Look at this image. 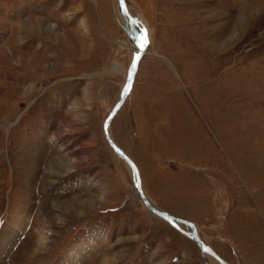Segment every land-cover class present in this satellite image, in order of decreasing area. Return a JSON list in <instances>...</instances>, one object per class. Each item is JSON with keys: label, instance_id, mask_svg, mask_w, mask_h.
<instances>
[{"label": "rangeland", "instance_id": "rangeland-1", "mask_svg": "<svg viewBox=\"0 0 264 264\" xmlns=\"http://www.w3.org/2000/svg\"><path fill=\"white\" fill-rule=\"evenodd\" d=\"M127 1L147 53L111 139L156 209L264 264V0ZM117 7L0 0V264H219L129 196L104 138L135 58Z\"/></svg>", "mask_w": 264, "mask_h": 264}, {"label": "water", "instance_id": "water-1", "mask_svg": "<svg viewBox=\"0 0 264 264\" xmlns=\"http://www.w3.org/2000/svg\"><path fill=\"white\" fill-rule=\"evenodd\" d=\"M119 5H120L121 9L123 10L124 15L129 22L130 29H131V32L133 33L134 38L140 44L141 43V36L139 34H136L133 31V26L137 23V20L135 18H133L127 12L126 4H125L124 0H119ZM145 32L146 31H144L143 34H145ZM146 35H147V32H146ZM133 36H130V37L132 38ZM146 47H147V43L142 48L139 46V53L137 54V56L135 57V59L133 60V62L131 64V67H130L128 75H127V80H126L125 85L123 87L121 97L118 100L117 104L112 109V111L109 113L108 117L106 118V120L104 122V125H103L104 138H105L106 142L108 143L109 147L114 152V154L119 156L120 158H122L123 161L130 168V170L135 174V176H136L135 190L137 191L138 197L141 200V202L145 205V207L151 213H153L155 216H157L158 218H160L161 220H163L164 222L169 224L171 227H173V228L177 229L178 231H180L181 233H183L186 237H188L191 241H193L205 254H207L210 257H212L213 259H215L219 264H229V263L225 262L224 260H222L211 248L207 247L205 244H203L199 240V237L197 236V233L195 231L193 224H191L187 221L177 219V218H175V217H173L167 213L161 212V211L155 209L147 201V199L145 198L143 191L141 189L140 175H139V171H138L136 164L131 160V158L125 152H123L115 144V142L111 139V137L109 135V125H110L112 119L114 118V116L116 115V113L122 107L123 103L125 102L126 98L128 97V95L130 93V90H131L132 85H133V80H134V77H135L136 72H137L138 64H139L142 56L144 55V51H145ZM137 57H138V59H137ZM178 223H181V224L185 225L186 227H188L190 229V232H187V231L180 229L178 226Z\"/></svg>", "mask_w": 264, "mask_h": 264}, {"label": "bare ground", "instance_id": "bare-ground-1", "mask_svg": "<svg viewBox=\"0 0 264 264\" xmlns=\"http://www.w3.org/2000/svg\"><path fill=\"white\" fill-rule=\"evenodd\" d=\"M117 1V12H118V14H119V16L121 17V19H122V24H123V27H124V29L127 31V33H129V36H133V33L131 32V29H130V25H129V22H128V20H127V18L125 17V15H124V12H123V10L121 9V7H120V5H119V0H116ZM125 1V4H126V9H127V12L129 13V4H128V1L127 0H124ZM130 14V13H129ZM131 15V14H130ZM137 20V19H136ZM237 26H238V24H236V26H235V29H234V31H233V33L228 37V40H230V39H232L233 38V35L238 31V28H237ZM133 31L136 33V34H139L141 37L144 35L143 33H144V31H146L147 32V29L145 28V26L141 23V22H139L138 20H137V23L133 26ZM147 37H148V33H147ZM227 41V40H226ZM132 42H133V44H135V48H134V55H135V57L137 56V54L139 53V43L136 41V39L134 38V36L132 37ZM137 43V45H136V43ZM147 43V42H146ZM122 46L124 45V44H122V42L120 43ZM145 53H147V51L145 50L144 51V55H146ZM143 55V56H144ZM142 56V57H143ZM135 59V58H134ZM142 59V58H141ZM141 61V60H140ZM140 63V62H139ZM138 66H139V64H138ZM131 67V66H130ZM138 69V68H137ZM137 73V72H136ZM135 78V77H134ZM133 82H134V80H133ZM133 86V85H132ZM131 90H132V88H131ZM131 90H130V92H131ZM130 94V93H129ZM129 96V95H128ZM132 160V159H131ZM62 160H60V159H55V160H53L50 164H49V167H48V172H49V174H54V175H57V174H59V172H60V169H62V166H63V161L61 162ZM133 161V160H132ZM134 162V161H133ZM139 171V170H138ZM48 174V175H49ZM134 174V173H133ZM139 175H140V173H139ZM134 177H135V182H136V176H135V174H134ZM140 182H141V178H140ZM141 189H142V186H141ZM142 191H143V189H142ZM143 194H144V192H143ZM129 196L133 199V200H136L137 198H139L138 197V194H137V191L136 190H134V191H130L129 192ZM145 196V195H144ZM145 198H146V196H145ZM147 199V198H146ZM141 201V200H140ZM148 201V200H147ZM149 202V201H148ZM150 203V202H149ZM151 204V203H150ZM144 205V204H143ZM152 205V204H151ZM145 206V205H144ZM153 206V205H152ZM154 207V206H153ZM155 209H156V207H154ZM158 210V209H157ZM160 211V210H159ZM162 212V211H161ZM152 215L153 216H155L153 213H152ZM155 217H157V216H155ZM178 226H179V228L180 229H182V230H184V231H187L186 230V228H183V224H181V223H178ZM185 226V225H184ZM175 229V228H174ZM177 230V229H176ZM178 231V230H177ZM180 232V231H179ZM187 232H189V231H187ZM49 232H47V231H42V233H41V235H42V237L43 236H45V237H49L47 234H48ZM181 233V232H180ZM181 234H183V233H181ZM184 235V234H183ZM185 236V235H184ZM186 237V236H185ZM188 238V237H187ZM189 239V238H188ZM199 240L202 242V240H201V238L199 237ZM203 244H205L204 242H202ZM206 245V244H205ZM207 246V245H206ZM208 247V246H207ZM210 248V247H209ZM200 249V248H199ZM201 250V249H200ZM202 251V250H201ZM202 253H203V255H204V257H206V259H207V261L209 260V259H212V260H214V261H216L215 259H213L212 257H210L209 255H207V254H205L203 251H202ZM219 256V255H218ZM221 258V257H220ZM222 259V258H221ZM223 260V259H222ZM225 261V260H224ZM217 262V261H216ZM226 262V261H225ZM218 263V262H217Z\"/></svg>", "mask_w": 264, "mask_h": 264}, {"label": "snow or ice", "instance_id": "snow-or-ice-1", "mask_svg": "<svg viewBox=\"0 0 264 264\" xmlns=\"http://www.w3.org/2000/svg\"><path fill=\"white\" fill-rule=\"evenodd\" d=\"M146 42H147V35H146V32H145V34L141 37V43H140V47L142 48V47H144L145 46V44H146ZM137 59H138V57H137ZM0 223H2V222H0Z\"/></svg>", "mask_w": 264, "mask_h": 264}]
</instances>
